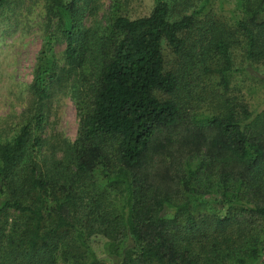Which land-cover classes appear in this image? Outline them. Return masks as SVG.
<instances>
[{"label": "trees", "instance_id": "16d2710c", "mask_svg": "<svg viewBox=\"0 0 264 264\" xmlns=\"http://www.w3.org/2000/svg\"><path fill=\"white\" fill-rule=\"evenodd\" d=\"M81 1L46 0L26 121L0 143V264H264V108L225 98L236 45L264 75V0H239L232 29L201 19L209 0L84 28ZM199 42L218 81L211 113L165 69L163 46L188 63ZM67 83L77 137L51 145L41 127Z\"/></svg>", "mask_w": 264, "mask_h": 264}, {"label": "rangeland", "instance_id": "374dc122", "mask_svg": "<svg viewBox=\"0 0 264 264\" xmlns=\"http://www.w3.org/2000/svg\"><path fill=\"white\" fill-rule=\"evenodd\" d=\"M83 2H86L81 14L84 28L104 25L114 15L129 19L146 17L154 6V0H82L81 4ZM193 5V10L188 11L187 15L197 11L202 1L199 3L195 0ZM45 7L46 0H8L0 10V143L9 141L26 121L23 115L26 89L31 83L43 45ZM200 16L202 20L221 23L232 29L245 14L239 0H209ZM205 21L201 22L205 24ZM193 33L198 35L197 31ZM200 43L188 46V54L191 55L188 63H194L192 69L193 64L188 65L184 60L177 59L163 46L165 69L181 77V94L192 96L188 101L190 108L211 113L214 106L210 104L209 97L219 87L218 81L205 72L206 68H213L214 62L212 54L206 48L202 49ZM236 46L231 50L232 69L235 72L229 78L225 98L231 104H244L249 111L260 112L264 108L262 68L256 66L257 71L247 68L240 52L241 45ZM64 47L63 42L53 43L51 56L57 65H62ZM69 85L67 83L66 88L52 98L50 110L45 114L41 127V137L50 141L51 145L61 141L73 142L77 137L79 115ZM44 153L47 155V150ZM92 244L97 255L104 257L103 242L95 239Z\"/></svg>", "mask_w": 264, "mask_h": 264}]
</instances>
